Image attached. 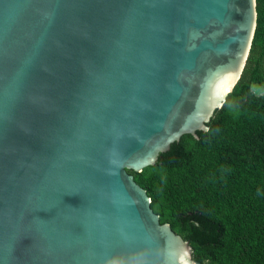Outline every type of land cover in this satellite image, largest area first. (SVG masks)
I'll list each match as a JSON object with an SVG mask.
<instances>
[{"label": "water", "instance_id": "obj_1", "mask_svg": "<svg viewBox=\"0 0 264 264\" xmlns=\"http://www.w3.org/2000/svg\"><path fill=\"white\" fill-rule=\"evenodd\" d=\"M256 0H0V264H204L140 172L207 129Z\"/></svg>", "mask_w": 264, "mask_h": 264}, {"label": "trees", "instance_id": "obj_2", "mask_svg": "<svg viewBox=\"0 0 264 264\" xmlns=\"http://www.w3.org/2000/svg\"><path fill=\"white\" fill-rule=\"evenodd\" d=\"M256 10L241 76L207 129L128 170L204 264H264V0Z\"/></svg>", "mask_w": 264, "mask_h": 264}]
</instances>
